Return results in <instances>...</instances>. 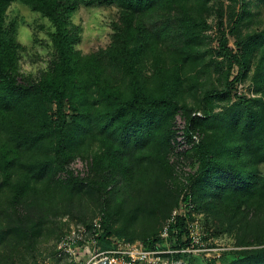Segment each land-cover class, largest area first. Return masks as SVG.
<instances>
[{
    "label": "rangeland",
    "instance_id": "rangeland-1",
    "mask_svg": "<svg viewBox=\"0 0 264 264\" xmlns=\"http://www.w3.org/2000/svg\"><path fill=\"white\" fill-rule=\"evenodd\" d=\"M122 13L121 6L113 4L81 6L73 15V23L80 26L81 38L72 51L80 69L76 89L72 90L77 110L68 108L71 116L78 113L105 116L113 111L115 105L114 99L110 100L104 93L123 97L130 95L131 75L124 68L122 59H113L109 55V52L116 51L115 43L121 46V40L115 37L114 24L125 27ZM184 13L197 21H205V27L200 24L194 34H190L183 26ZM237 15H242V21L235 25ZM8 18L19 23L17 38L22 45L18 61L19 78L24 83H28L25 79L35 83L51 70L57 59L52 41L55 27L47 17L20 2L10 5ZM139 25L149 33L150 43L136 53L137 75L147 91L154 95L172 91L176 105L172 106L167 123L148 147L128 155V165L133 167L134 174H130V178L118 176L112 182L109 179L103 182L102 178L103 184H99L100 180L95 183L102 186L100 191L88 184L75 186L69 178L96 180L98 174L111 168L106 156L117 145L109 136L99 134L96 127H90L82 139L76 137L68 150L69 161L65 169L69 175L63 178L58 172L41 181H32L35 189L28 200L44 205L43 225L37 233V242L26 240L17 246L13 258L15 264H90L103 259V254H100L90 261L94 253L101 252L91 241L86 242L83 248L78 244L60 247L62 240L73 230L90 227L95 219L102 217L103 212L107 214L113 231V244L120 241L145 247L148 239L161 234L175 209L187 211L184 197L192 190L191 178L199 167L198 143H207L223 159L237 161L232 149L240 143V136L227 127V115L239 96L261 98L262 104L255 105L264 112V41L249 45L250 37L264 30L263 0H246L244 7L242 0H178L160 4L148 12L135 14L134 34L128 39L131 46L135 44V34L141 35L136 30ZM223 33L228 46L243 56L245 54L249 68L245 77L235 83L230 97L215 100L212 115L196 127L194 131L198 133L199 142L175 155L171 140L167 144L165 138L176 134L179 117H187L182 106L203 113L204 93L226 87L229 62L218 54L219 38ZM246 45L252 50L247 52ZM237 72L238 66L234 65L230 79ZM47 107L51 115L54 105ZM5 145L10 151L9 157L15 158L14 170H20L22 166L18 162L29 161L32 154L37 160L53 155L50 139L41 142L39 148L15 155L14 143L2 132L0 153L6 149L3 148ZM249 157V153L242 154L241 168L251 167L264 179V161L260 154H253V163L248 161ZM103 158L106 169L97 173L96 166ZM20 171L15 174H20ZM100 175L110 177L109 172ZM185 177L189 179L187 184L183 180ZM3 180L2 171L0 183ZM196 191L192 190L194 206L188 211V219L198 222L204 245L190 254L192 263L242 264L234 252L259 248L258 239L264 234V182L246 195L227 194L221 204H216L203 186ZM7 202L8 198L1 195L0 228L4 230L10 229ZM90 236V233L85 235L87 239ZM70 247H79L80 250L71 256L68 253ZM232 253L235 258L230 257ZM163 256V264L175 263L170 253Z\"/></svg>",
    "mask_w": 264,
    "mask_h": 264
},
{
    "label": "trees",
    "instance_id": "trees-1",
    "mask_svg": "<svg viewBox=\"0 0 264 264\" xmlns=\"http://www.w3.org/2000/svg\"><path fill=\"white\" fill-rule=\"evenodd\" d=\"M178 0H0V137L2 132L15 146L13 154L23 153L39 148V144L47 139L52 142L53 155L47 159L37 160L34 154L29 161L20 160V170H14L15 158L9 157L10 151L5 145L0 153V172H4V180L0 183V196L8 198L10 211V229L0 228V264H15V252L17 246L30 240L38 241V232L43 225V207L38 201L30 202L29 196L35 189L32 181H41L47 176L56 175L66 168L69 161L68 150L72 143L79 137L82 139L88 134L90 127L97 128L99 134L109 136L117 145L109 152L106 160L111 168L106 169L104 158L96 166L97 173L109 172L106 177L104 172L98 174L95 179H83L70 177L69 182L75 186L88 184L100 191L99 180L114 181L118 176L130 178L134 174L133 167L128 165V155L132 151H139L148 147L153 138L159 133L163 125L169 119L172 106L176 105L173 93L170 90L165 95H154L148 92L136 71L138 50H143L149 43V33L139 25L135 34V44L130 45L129 36L134 34L133 23L135 14L148 12L160 4H170ZM206 1V0H205ZM208 1V0H207ZM264 1V0H263ZM13 2H20L32 11L39 12L47 17L55 27L52 33V41L57 59L51 70L37 82H21L18 71L19 52L22 48L18 42L17 34L19 23L8 18V9ZM117 4L123 9L122 19L125 27L114 24L115 37L121 40V46L114 44L113 52L109 55L113 59H122L124 68L131 75V92L128 97L121 95L111 96L114 99L115 108L105 116H89L88 113L70 115L68 108L77 110L73 100L72 90L76 89L79 63L72 55L74 45L79 42L81 35L78 25L73 23V15L81 6L113 5ZM246 0H242L243 7ZM183 26L190 34L206 25L205 21H197L190 14L182 15ZM242 21V15H237L234 23L238 25ZM198 26V27H197ZM135 30V31H136ZM187 31V32H188ZM264 41V30L250 37L249 45L255 46ZM247 48H250L246 45ZM246 51H251L252 47ZM119 54V55H118ZM218 54L228 60L227 81L225 89L207 90L202 98V116L193 115L195 109L182 108L187 113L188 132H194L201 121L208 120L213 113L214 101L225 100L230 97L235 83L245 77L249 68L246 56L235 52L228 46V39L223 33L219 38ZM120 56V57H119ZM234 65L238 66V72L230 79ZM262 104L261 98H247L239 96L229 108L227 115V127L233 134L240 136V143L232 149L234 162L221 158L211 146L205 142L198 143L199 167L192 179V190H200L203 186L208 190L216 204H221L229 193L246 195L264 182L252 168H241V156L249 153L248 161L253 163V154H260L264 161V112L259 110L256 103ZM54 105V111L48 114L47 106ZM188 110V111H186ZM173 136H166V143H170ZM17 158V157H16ZM33 158V159H32ZM36 160V161H35ZM18 165V166H19ZM95 169V170H96ZM20 171V174H15ZM131 171V172H130ZM108 176V174H106ZM100 180L99 184H103ZM191 181V180H190ZM37 183V182H35ZM150 189V188H149ZM185 195L184 201H191L194 206L193 192ZM139 194V193H138ZM151 195V193H150ZM139 196V195H138ZM190 216V214H188ZM188 216V217H189ZM102 229L97 236V246L104 251L112 248L113 231L109 225V219L105 212L102 213ZM186 218L178 217L175 223L169 226V235L165 239L157 235L148 239L145 243L147 249L176 250L189 245L190 239L186 228ZM187 237V238H186ZM15 238V239H14ZM16 240V241H15ZM175 241V242H174ZM253 244V243H252ZM257 249L235 251L242 264H264V234L258 239ZM175 262L184 260L192 263L191 255L181 251L170 253ZM230 257L235 258L232 253Z\"/></svg>",
    "mask_w": 264,
    "mask_h": 264
},
{
    "label": "built area",
    "instance_id": "built-area-1",
    "mask_svg": "<svg viewBox=\"0 0 264 264\" xmlns=\"http://www.w3.org/2000/svg\"><path fill=\"white\" fill-rule=\"evenodd\" d=\"M193 115L202 116L200 111H195L192 113ZM199 142V136L196 131L188 132L187 129V118L179 117L178 120V128L176 134L171 139L172 147L174 148L175 155H179L184 152L186 149L189 148L190 145L196 144ZM194 173V172H193ZM60 174L63 178H66L69 173L67 169L60 171ZM191 174L188 173V176ZM185 184L189 182L188 177L183 178ZM189 194V193H187ZM186 194V195H187ZM185 202V201H184ZM188 203L185 202V206L187 211H178L175 209L169 218L167 219L166 225L161 232V237L167 238L169 235V226L172 223H175L178 217H185L186 218V228L188 230V238L190 239L189 245L183 247L181 249H147L144 246L136 245L133 243L127 242H120L114 243L112 248L108 250H104L101 252H96L92 255L91 260L96 259L100 254H103L104 258H107L111 264H163V255L165 253H172L173 251H181L184 253L191 254L196 252L197 250L201 249V246L204 245L203 243V236L199 231V225L197 221H192L188 219V211L192 208L191 201ZM102 229V219L98 218L93 221L90 227H80L72 231L70 235L65 237L62 240L60 247L62 246H73L75 244L80 245L81 248L85 247L86 242L89 243L90 241L96 245L97 244V236L100 234ZM87 233H90V237H85ZM175 242V241H174ZM80 248L77 247L76 249L69 248L68 253L76 254V251H79ZM103 258V259H104ZM98 260L91 262L90 264H94L98 262ZM80 264V263H77Z\"/></svg>",
    "mask_w": 264,
    "mask_h": 264
},
{
    "label": "water",
    "instance_id": "water-1",
    "mask_svg": "<svg viewBox=\"0 0 264 264\" xmlns=\"http://www.w3.org/2000/svg\"><path fill=\"white\" fill-rule=\"evenodd\" d=\"M94 264H111V263L107 258H104ZM173 264H191V263L188 261V262H175Z\"/></svg>",
    "mask_w": 264,
    "mask_h": 264
}]
</instances>
